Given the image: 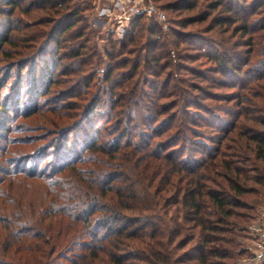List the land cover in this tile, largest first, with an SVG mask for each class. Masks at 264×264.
Returning <instances> with one entry per match:
<instances>
[{"label":"trees","instance_id":"trees-1","mask_svg":"<svg viewBox=\"0 0 264 264\" xmlns=\"http://www.w3.org/2000/svg\"><path fill=\"white\" fill-rule=\"evenodd\" d=\"M36 2L43 8L50 4L46 10L52 13L36 23L51 26L33 34V42L41 39V46L35 47L33 54L52 51L54 55L50 61L45 58L41 68L48 81L47 91L59 82L55 78L57 70L67 79L75 75L69 82L79 78L90 87L98 66L105 62L97 49L88 47L95 29L86 20V12L93 6L84 0ZM159 7L180 17L181 25L172 32L176 42L186 34L180 28L205 22L217 11L208 25L210 31L226 26L223 32H227L233 27V36H248V46L253 48L256 44L257 53L264 54V33L254 38L257 26L264 22V0H168L159 3ZM17 9H21L19 0L0 2V54L7 58L13 53L3 49V45L18 46L17 38L11 35L15 29L12 16ZM196 9L194 15H181ZM254 14L261 17L252 20ZM259 29L264 30V24ZM166 36L167 31L156 20L143 17L123 42L109 40L102 86L104 93L109 94L110 115L116 116L118 128L135 112L157 123L161 122L164 108H173L180 102L186 108L189 135L196 138L200 119L191 113L198 115L203 108L191 96L201 87L194 83L166 91L167 77L160 78L168 67L163 61ZM186 38L188 44H193L188 35ZM203 40L210 45L207 39ZM51 43L54 47L49 50ZM208 51L205 45L203 52ZM218 52L205 55L219 64H228L231 59ZM238 67L241 68L237 63L231 72L240 70ZM1 87L0 80V91ZM34 88L37 99L45 94L37 83ZM170 94L174 99L162 103ZM152 95L157 97L152 99ZM102 100L95 98L82 106L83 123L95 120ZM244 102L241 98L236 105ZM232 123L235 128L236 121ZM55 130L51 147L62 139L56 161L42 170L38 163L33 174L26 175L36 185L33 190H38L43 198L24 203L23 197L17 195L16 200L0 202V224H5L0 228V264H16L7 258L18 241L21 245L16 247L15 256L22 259L31 253L33 259L17 264H64L66 260L67 264H189V260L198 264H236V258L249 252L238 250L239 241L232 235L237 234L234 230L242 222L255 217L238 209L256 211V205L264 200V129L222 130L212 151L201 142L194 153L185 147L179 157L172 150L175 144L169 142L168 131L162 129H140L136 136L132 129L105 131L69 126ZM223 147L227 150L223 151ZM249 182L260 187H251ZM251 193L256 196L253 203L242 200V196ZM57 215L74 218L81 225L59 227L53 221L43 225L47 218ZM229 233L232 235L226 236ZM196 237L197 245L186 250ZM70 253L77 255L69 259Z\"/></svg>","mask_w":264,"mask_h":264},{"label":"rangeland","instance_id":"rangeland-1","mask_svg":"<svg viewBox=\"0 0 264 264\" xmlns=\"http://www.w3.org/2000/svg\"><path fill=\"white\" fill-rule=\"evenodd\" d=\"M19 1L21 9H17L12 16L14 21L12 27L15 29L11 32V35L17 38L18 46L13 48L8 44L3 45V49H8L13 53L12 57L7 58L2 53L0 54V59H2L0 62V80L2 81L0 91V202L16 200L15 196L17 195H19L17 197H23L24 203L33 202V198L40 197V192L33 190V186H36L33 179L26 177V175L33 174V168L38 163L41 164L39 170H42L48 165L52 167L56 161L57 150L60 148L58 144L62 142V139H59L61 141L59 143L57 141L56 147H51L56 139L53 134L56 131L55 129H67L69 126L75 129H102L105 131L108 129H132L135 136L138 135L140 129H162L168 131L166 135H170L169 142L175 144L172 146L174 147L172 150L177 152L178 157L182 155L185 147L187 152L194 153L195 147L201 142L206 144L209 150L212 151L217 146V142L214 141L219 137L218 134L222 130L264 129V54L257 53L259 48L256 44L253 48L248 46V36H242L241 33L233 36V27L227 32H223L226 26L224 28L217 26L210 31L208 25L212 17L217 15V11L211 14L205 22L180 28L186 34L179 38L177 42L175 41L176 36H173L172 32L174 28L179 26L180 17L173 11H164L167 16V25L163 29L167 31V36L163 61L166 62L165 66L168 65V67L160 78L164 80L167 77L169 87L166 91L179 87L187 88L189 84L194 83L201 87V91H195L191 98L197 101L206 111L199 109L200 114L191 113L192 116L200 119L196 127L197 137L193 138L189 135L186 108L180 102L173 108L167 106L162 110L161 122L155 123L153 120H148L143 115L135 112L132 117L126 118L121 127L116 126V116L114 114L110 115L109 94L104 93V87L102 86L105 64L108 61L105 51L108 48L109 40L121 43L126 37L118 38L115 31L116 22L98 20L94 7L86 12V20L95 29V32L90 34L88 47L97 49L101 53L105 64L102 63L98 66L97 77H95L94 83H91L90 87H86L82 81H78L79 78L76 81L69 82L75 75L69 76L67 79L59 73L60 70H57L55 78H58L59 82L50 86V90L47 91L48 81L42 74L41 68L44 59L47 58L50 61L54 55L52 51H49L48 54L41 52L33 54V49L41 46V39L33 42V34L38 29L51 26L37 25L48 16V13L52 14L46 10L50 8V4H45L46 6L43 8L41 4L36 2L37 0ZM84 1L87 2V0ZM151 1L159 7V3L162 4L168 0L159 3L154 0ZM90 4L92 5V3ZM206 6L205 9L208 8ZM197 11V9L195 11H184L181 15L182 17L191 16ZM241 15H245V12ZM259 17L261 15L254 14L251 19L256 20ZM261 23L264 24V22L259 23L254 38L264 33V30L259 29ZM34 24L36 26H33ZM187 35L194 41L193 44H188ZM202 38L207 39L211 46L209 43L205 44V40ZM198 39L201 41H196ZM205 45L206 49L209 50L207 53L203 52ZM25 46L29 48H25ZM52 47H54V43L49 44L48 49L52 50ZM218 51L231 59L228 64H219L216 59L208 58L205 55L219 53ZM237 63L241 67H238L240 70L231 72L230 68L237 65ZM35 66H37L36 71ZM90 66L87 65V67ZM36 83L41 89L39 91L45 93L38 99L35 97L36 91L34 90V84ZM149 97L150 95L147 100ZM156 97L152 95V99ZM95 98L103 99L97 108L99 114L93 122L83 123V107L88 102L94 101ZM230 98L234 99L230 100ZM241 98L245 102L238 107L236 103ZM172 99H174V96L170 94L168 98L161 101L167 103ZM71 103L74 104L71 105ZM74 106L79 107L73 108ZM190 111L193 112V110ZM233 121H236L235 128H233ZM230 135H235V133L231 132ZM71 138H73V135H71ZM226 142L228 143V141ZM156 143H154V147ZM222 150L227 149L223 147ZM249 185L260 187L254 182H249ZM241 198L246 202L253 203L256 196L251 193ZM9 207L13 209V206L9 205ZM238 211L249 212L254 214L255 217L254 219H247L246 222L241 223L240 227L235 228L236 235L226 234V236L232 235L237 238V241H239L238 250L248 249V253L251 255L245 253L241 258H236L239 259L236 264H260L252 256V246L255 238L252 227L264 225V200L256 205V211L244 210L243 208H239ZM0 217L2 218V216ZM50 218H47L43 225H48L49 221H53L59 227H68L69 225V227L75 228L81 225L74 218H68L66 215H57ZM32 220L30 225L33 228ZM4 225V223H1L0 228ZM246 225H249V228ZM57 226L55 227L58 228ZM25 238L28 239L27 237L23 239ZM23 239L20 238L19 240ZM197 243L198 238L196 237L185 249L188 250ZM14 244L9 252L8 262L17 264V261L22 262L21 260H26V258L30 261L33 259L31 253L24 255L22 259L15 256L16 247L20 246L21 243L18 241ZM183 251L178 253H183ZM19 254L23 255L21 252ZM70 254L69 259L77 255V253ZM189 261V264H198L195 260ZM227 261L232 262V260ZM68 262L66 260L64 264ZM95 264L106 263L97 262Z\"/></svg>","mask_w":264,"mask_h":264},{"label":"built area","instance_id":"built-area-1","mask_svg":"<svg viewBox=\"0 0 264 264\" xmlns=\"http://www.w3.org/2000/svg\"><path fill=\"white\" fill-rule=\"evenodd\" d=\"M92 3L98 20L116 22V34L122 39L130 35L134 24L140 18L154 19L166 28L167 16L151 0H87ZM255 235L253 254L256 261H264V225L252 227Z\"/></svg>","mask_w":264,"mask_h":264}]
</instances>
